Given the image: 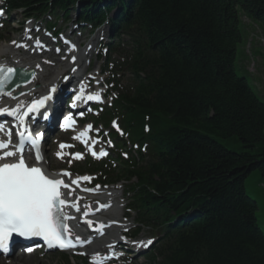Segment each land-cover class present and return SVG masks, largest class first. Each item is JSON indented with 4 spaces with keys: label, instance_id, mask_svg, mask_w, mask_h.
Listing matches in <instances>:
<instances>
[{
    "label": "trees",
    "instance_id": "trees-1",
    "mask_svg": "<svg viewBox=\"0 0 264 264\" xmlns=\"http://www.w3.org/2000/svg\"><path fill=\"white\" fill-rule=\"evenodd\" d=\"M8 9L78 10L80 22L114 31L109 56L131 78L121 115L148 155L112 172L136 181L129 206L159 234L149 264H264L258 205L245 190L253 171L264 183V100L236 67L241 16L264 34V0H8ZM217 139H236L241 152Z\"/></svg>",
    "mask_w": 264,
    "mask_h": 264
},
{
    "label": "snow or ice",
    "instance_id": "snow-or-ice-1",
    "mask_svg": "<svg viewBox=\"0 0 264 264\" xmlns=\"http://www.w3.org/2000/svg\"><path fill=\"white\" fill-rule=\"evenodd\" d=\"M3 12H0V16ZM29 24L31 21L28 22ZM3 25L0 24V27ZM38 32L39 29L37 28ZM31 28L25 29V35L30 40L32 39L30 33ZM50 35V34H49ZM63 39V37H62ZM12 45L17 48H22L25 51L29 50L27 43H18L13 40ZM64 44L71 45V51H78L76 45L71 44L70 41L64 40ZM44 45L39 39L35 40V45L32 47L33 51H37L43 48ZM90 47V46H89ZM60 53L61 49L55 50ZM62 59H68L65 55ZM77 57L71 56V63L76 65ZM44 63L52 64L53 61H44ZM40 67V65H37ZM72 73L78 71V67L74 66L70 69ZM17 69L12 66H6L0 63V96H7L14 98L12 93H4V85L6 81L10 80L11 76H14ZM69 77L65 76L64 80H68ZM57 93L55 86L50 87L48 94L40 98H36L27 104L26 110L22 109L24 101L16 103L15 107H0V116L7 115L13 118L17 124L14 127H19L22 130L16 133V140L13 141V132L11 129L6 131L5 125L0 124V133L6 132V138H0V258L8 259L11 252V244L14 238L20 241H32L33 239H39L43 241V245H36L35 247H44L46 250L59 249L75 250L78 246L83 248L86 244H90V239H81L79 235H75L71 225L67 223L68 220H75V216H70L66 213V207L76 208L79 212L80 209L74 203H69L66 198H62V188H70L69 183H65L63 177H68L71 184H77L79 180L90 181L92 178L89 176L78 177L77 179H71V173L65 170H61L55 175H49L46 173L42 161L43 155L41 151L43 133H33L29 130L28 125L35 123L37 115L45 121L50 119V112L46 106V102L54 101V94ZM85 89L83 85L79 88V94L74 95V101H81L84 98ZM86 101H101V94L97 92L95 95H88ZM102 102V101H101ZM77 103H73L71 108H77ZM91 111V109H87ZM31 114V115H30ZM98 114V113H97ZM83 117L84 112L79 113ZM71 121V125L69 122ZM76 121L73 119L72 114H68L63 118L62 124L59 125L62 130H71L72 125H75ZM113 127L116 128L121 135L123 132L120 130L118 124L113 121ZM87 131H81L78 136H74L73 139L80 140L87 137L88 132L92 129V125L86 126ZM147 130V129H146ZM105 135H107L105 133ZM95 143V142H94ZM111 146L112 142H107ZM74 145L60 143L59 149L73 147ZM35 152V163L29 165L26 162V153L31 154ZM94 158L100 159L107 156V151H101L99 153L92 151L89 148ZM59 159H63V152L58 151L56 153ZM72 159L81 160L83 155L81 153L69 154ZM127 158V154H124ZM72 159L68 160L69 167H71ZM100 186L97 185L98 189ZM85 191H93L91 189H85ZM71 195V192L66 194ZM79 199V198H78ZM101 208L110 207V205H100ZM88 215L87 212L84 213ZM89 228L93 226V221H86ZM118 223V222H111ZM109 225L100 224L101 229L110 227ZM125 231L127 229L125 228ZM99 235L103 236L104 232L100 231ZM74 237V239H73ZM121 239H125L121 237ZM125 243L127 241L125 240ZM154 243L149 239L146 242H140L139 246L148 248ZM35 247L21 243L19 245L20 250H23L27 254H31L35 251ZM109 247H113L109 245ZM78 255H85V252L81 251ZM123 255V253H120ZM92 264H95L93 261Z\"/></svg>",
    "mask_w": 264,
    "mask_h": 264
},
{
    "label": "rangeland",
    "instance_id": "rangeland-1",
    "mask_svg": "<svg viewBox=\"0 0 264 264\" xmlns=\"http://www.w3.org/2000/svg\"><path fill=\"white\" fill-rule=\"evenodd\" d=\"M70 16V21L67 24H64L62 22H60V26L62 32H64V37H69V40H71L73 43H77L80 42V44L84 45L83 48V52L86 53V48L88 47V45L90 44L91 48L94 45L91 46V44L95 41L96 44H101L102 47H104L105 45L101 42H107V36H108V28L107 27H103L101 30H98L95 34H91L89 29H80L78 28V26L75 24L76 21V14L74 12H71ZM21 15L20 14H11V17L9 16L8 20L11 21L13 19V22L10 23V25H7L4 27V33L3 36L5 37V41L1 44V45H8L12 48H14V45H12V41H21V37L24 36V32L26 28H32L35 27V30L37 28H40L42 30H40L38 32V37L42 38L44 36V30H43V26H41L39 23L35 24V23H28L24 26H19V22H21ZM241 20L244 24H242V30H243V43L239 45L238 47V52H237V59H236V67H237V72L239 76L242 77H246L248 79V81L250 82V84L252 85V87L254 88V90L260 95V97L262 98V100H264V45L262 44V42L260 41V36L261 33H259V31L257 29H253L251 23L247 20V19H243V17L241 16ZM73 22V23H72ZM18 26V27H17ZM18 28V31L20 33H16V29ZM74 30H77L74 32ZM18 36V37H17ZM87 48V49H88ZM92 48V50H93ZM251 51L254 54V58H255V67L253 64H249L248 62V57H250V53ZM258 51V55L255 54L254 52ZM98 51L96 50V53H94V55H92L90 57V75H93L95 73H97L98 71H100L102 69V62H99L97 60L98 57ZM14 54L10 53L9 55H7L5 57V60L9 61L12 59V56ZM54 55L55 58H60L55 60L56 61H61V55L60 56H56L54 53L52 54ZM81 57V56H80ZM263 57V58H262ZM83 58V57H82ZM84 59V58H83ZM40 61H46L48 60V58H40ZM83 63V62H82ZM54 64V63H52ZM80 64V63H79ZM77 66V64L75 65ZM87 67V63H85V65L82 67V71L85 70V68ZM247 67L248 70L250 72H252L253 74H250L247 71ZM53 67H50V69ZM55 69V68H54ZM253 69L255 70V72H253ZM105 78L100 77L98 79V82L103 81ZM125 85L126 81L123 82ZM106 90V88H103ZM98 130V129H97ZM100 131V130H98ZM218 140V139H217ZM220 141V140H218ZM222 143V145L224 147H226L229 151L232 152H236L239 153L241 152V145L240 143L236 140V139H231V140H226V141H220ZM46 152L48 151L49 148H45ZM48 159L46 160V164H48L50 166L51 169L58 171L64 168H68V164L66 163H59L55 160V153L53 154H48ZM73 171H75L76 173H78V169L79 166L76 164L73 168ZM119 191L114 189V188H109L108 191L117 193L118 196V202L120 205L124 206L123 202H122V188L119 187ZM245 190L248 193L249 197L252 198L258 205V211L256 212V217L259 223V226L261 228V230L264 233V183L261 180V175L259 173V171H253L246 179L245 181ZM113 211V209H112ZM123 214H125V210L122 211ZM153 233L149 230H143L141 232L140 235V239H146V238H152L154 237L152 235ZM96 244V243H95ZM94 244V245H95ZM93 246V245H92ZM15 259V258H14ZM70 264H82L79 263L76 259L74 260H70L68 259ZM145 260L144 259H137L136 258V262L134 264H144ZM7 264H9L10 262H6ZM60 264L59 260L57 259V257L54 254H49L46 256H43L42 254H36L35 256L32 257H28V258H24L23 260H21V262H19L18 264ZM87 263L86 260H84V264ZM122 264H129V263H122Z\"/></svg>",
    "mask_w": 264,
    "mask_h": 264
},
{
    "label": "bare ground",
    "instance_id": "bare-ground-1",
    "mask_svg": "<svg viewBox=\"0 0 264 264\" xmlns=\"http://www.w3.org/2000/svg\"><path fill=\"white\" fill-rule=\"evenodd\" d=\"M92 48H93V46L91 48L87 49L88 52H86V53H88V56L91 55L90 51H92ZM10 52H11V50L8 46H0V61H3V57L6 55H9ZM73 52H75V51H73ZM19 54H22V53L19 52ZM86 59L88 60L89 57ZM68 60H69V57H68V59H62L61 61H57V63H59L60 65H58L55 62L56 65L52 66V65H48L47 63H43V62H33V61L28 62L27 60L25 61L24 59H22L18 55H14L12 57V59L9 61V64L12 67H18L20 69L33 71L34 75L32 77V81L29 84L23 85V86L15 89L14 91H12L13 96H16L19 93H22L23 94L22 97H20L16 101H12L11 99H3L2 102L0 103V106L1 105L7 106L9 104L12 108V107H15L16 103L19 101H24V104H25V103H28L29 101L33 100V99L44 96L45 93L48 92V89H50L52 82H54V80H56L58 77H60L63 74L62 72L64 70H67L70 67V64H67ZM83 61L86 62L85 60H83ZM37 65H40V67H37ZM50 67H53V68L50 69ZM43 167L45 168V170L47 172L50 171V167L48 168L46 163H43ZM74 188L77 190H81V188H79L77 186ZM82 192L86 193L85 191H82ZM94 194L95 195H102V193L100 191H97ZM116 200H117V195L113 194V193L101 198V201H103L105 203V205L112 203V204H110V207L113 206V204L115 203ZM72 202L74 204H76V206L79 209L81 208V203H83V202L77 203L75 200H72ZM81 211H82V213H85L84 208H81ZM104 211L105 210L99 211L98 209L87 210L86 211L87 213H91V216L87 217V219L98 217ZM104 215L109 218L108 220H113L116 217L115 214H112V213H106L105 212ZM110 223L111 222H109V221H101L100 222V224H104V225H109ZM118 227H119V225H117L116 223H111L110 227H105V228L101 229V231L104 232L105 236H110V237L114 238V235H117L119 233ZM76 228H77V225H76ZM77 235H79L81 237V239H90L92 241L90 244H86L82 248L85 250L90 249L89 252L92 253V255H93L91 258H97V256L100 253H102V251H103V254H101V256H103L105 254L107 255L110 252V249L108 247H106V245L103 243H99V244L96 243L94 245V242L96 241V238H98V237H88L81 232H78ZM24 258H25L24 255L20 256L19 258H15V259L10 258L9 259L11 261L10 264H18ZM2 261L3 262H0V264H7L6 261H4V260H2Z\"/></svg>",
    "mask_w": 264,
    "mask_h": 264
},
{
    "label": "crops",
    "instance_id": "crops-1",
    "mask_svg": "<svg viewBox=\"0 0 264 264\" xmlns=\"http://www.w3.org/2000/svg\"><path fill=\"white\" fill-rule=\"evenodd\" d=\"M254 53L257 54V55L259 54L258 51L254 52ZM254 57H255V56H254ZM262 58H263V57H262Z\"/></svg>",
    "mask_w": 264,
    "mask_h": 264
}]
</instances>
